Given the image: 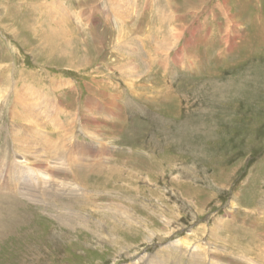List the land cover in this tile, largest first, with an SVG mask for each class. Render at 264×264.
Segmentation results:
<instances>
[{
    "label": "rangeland",
    "instance_id": "rangeland-1",
    "mask_svg": "<svg viewBox=\"0 0 264 264\" xmlns=\"http://www.w3.org/2000/svg\"><path fill=\"white\" fill-rule=\"evenodd\" d=\"M53 115L103 163L2 185L0 264H264V0H0V182Z\"/></svg>",
    "mask_w": 264,
    "mask_h": 264
},
{
    "label": "bare ground",
    "instance_id": "bare-ground-1",
    "mask_svg": "<svg viewBox=\"0 0 264 264\" xmlns=\"http://www.w3.org/2000/svg\"><path fill=\"white\" fill-rule=\"evenodd\" d=\"M128 2V1H127ZM46 4V3H44ZM51 4H53L51 2ZM48 5V4H47ZM40 6V5H39ZM31 7V6H30ZM56 8H59V6H57ZM39 9V8H38ZM47 9V8H45ZM19 11V10H18ZM57 12V11H56ZM114 12L117 13L118 17L124 16V14H122L121 10H119L117 7H115ZM116 16V15H115ZM55 17V16H54ZM168 19V18H167ZM31 20V19H30ZM60 21H62L61 19L59 20V22L56 23V25H58L59 27H61L60 29H65V33H67L68 35V30L66 29V24L67 22L64 24H62ZM64 21V20H63ZM36 23V22H35ZM64 25V27H63ZM31 26V31L33 30L36 35L41 37V40L44 42L46 41V33H44L45 31H43L42 29H39V31L37 30V28L35 27L33 29V26ZM171 27V26H170ZM30 28V27H29ZM62 29V31H63ZM158 29V28H157ZM42 30V31H40ZM161 30V29H160ZM170 30V28H169ZM174 30V29H173ZM30 31V30H29ZM158 31V30H157ZM153 35H156V33H154V31L152 30ZM168 32V31H167ZM168 34V36H170V31ZM172 35V34H171ZM151 36V37H152ZM168 38V37H167ZM69 39V38H68ZM80 39V38H79ZM70 40V39H69ZM155 41V40H154ZM163 41V40H162ZM57 43V41H56ZM70 41H66L65 43H63V46L67 47L70 45L69 44ZM166 43V42H163ZM61 43H59L58 45H60ZM41 45V44H40ZM38 47V46H37ZM41 48V47H40ZM63 47H60L59 49L61 50ZM73 61H71L70 63H72ZM20 78V77H19ZM4 79V78H3ZM4 81V80H2ZM124 83V82H123ZM58 84V83H57ZM30 87L27 88L28 92H32V98L36 99L38 101V98H46L47 97V93L46 92H40L39 90H37L36 88H34L33 86L29 85ZM56 86V85H54ZM36 91V92H35ZM39 92V93H38ZM35 102V101H34ZM55 102V101H54ZM51 104V103H50ZM27 111L32 110V108H30V104H28V106L26 107ZM33 111H36L35 109H33ZM64 111V110H63ZM42 112H44L46 115H48V113L45 110H41L39 111L38 117L42 116ZM67 110H65V112H63L62 116L67 117L68 114H66ZM93 112V111H92ZM74 115L70 116L69 118H72ZM96 118V117H95ZM58 117L56 116L55 119V115L52 116V121H53V125L51 126V132L48 136V134H45V137H41L40 133H34L31 134V137H29V142H30V146L29 145H23L19 142H17L14 138H13V134H11L10 136H12L11 140H12V146L16 145L15 149L16 150H20L22 151V157L20 156L19 159H12L11 162L12 165L11 167L7 170V168H2L3 170H7V173L2 176V179L4 177V180H6V176L8 174V172L13 173L14 175H16L15 177H12L15 180H18L20 178L18 177H23V174H27L29 176V178L25 177V180L21 183V184H16V183H10L7 185L9 181H5L0 182V187L2 185H4L6 182V186H10V191L16 190L18 192H21L23 195H27L29 194L30 196L32 195V193L39 188L40 190L45 187L47 188L45 191H43L40 195H49V189H52V193L55 192H60V188L62 186L67 187L65 184H60L59 182H56L55 184L52 181H50V179L47 177L45 178V176H48V172L49 175L51 176H55L57 173H59V170H63L65 173H67L68 171H65V167H64V161H68V165H69V172L72 173L73 178L74 179H79L78 176V172L77 170L82 169L81 167H84V169L86 170V172H97L100 170V165L103 163L98 162L96 156L97 151H99L98 146L95 142L91 141V142H85V141H81L80 139H77L76 136H74V133L71 135L72 137H74V141L73 143L70 145V154L68 157V160H64L63 156H62V152L64 149H66V147L72 142L71 141V136H67L66 134L62 133V129L59 126L58 123ZM74 120V119H73ZM93 121V120H92ZM67 122V121H66ZM66 122H64L63 124H66ZM95 123V121L93 122ZM80 124V123H79ZM76 126H78V124L75 125L74 127V132L76 131ZM84 127V126H83ZM86 129V128H85ZM88 131V130H87ZM2 134V133H1ZM88 134V133H87ZM51 135V136H50ZM97 137V136H95ZM101 137V135H100ZM99 137V138H100ZM10 139V138H9ZM43 140L41 142H38L39 140ZM99 140V139H98ZM101 141V140H100ZM11 143V142H10ZM100 143V142H99ZM98 143V144H99ZM107 143V142H106ZM103 145V144H102ZM14 146H13V151L16 152L14 150ZM95 146V147H94ZM104 148V146H102ZM110 147V146H109ZM103 148H101L103 150ZM106 148V147H105ZM114 148V147H113ZM98 149V150H97ZM69 150V147H68ZM67 150V151H68ZM97 150V151H96ZM66 151V152H67ZM69 152V151H68ZM100 152V151H99ZM64 153V152H63ZM32 154L33 158H32V162L35 163H31V159L29 157H26L27 155ZM109 155V154H108ZM98 156V155H97ZM103 156V155H102ZM108 157V156H107ZM102 158V157H101ZM105 159V160H104ZM103 160L106 161V157ZM20 161V162H19ZM18 162V163H17ZM108 162V161H107ZM10 163V162H9ZM31 165L33 167V169L29 170L28 173L26 172H19V170H16V167H25L27 165ZM34 164V166L32 165ZM0 165L2 166V163H0ZM41 166V168H39V166ZM105 165V164H104ZM0 166V167H1ZM8 166V165H7ZM66 166V165H65ZM3 167V166H2ZM63 168V169H61ZM106 168V167H105ZM25 170V169H24ZM105 170V169H104ZM1 172V171H0ZM63 174V172H61ZM86 174V173H85ZM92 174V173H91ZM61 175V174H60ZM71 175V174H70ZM71 177V176H70ZM24 179V177L22 178ZM87 182V181H86ZM77 183V182H76ZM78 184V183H77ZM84 185V184H83ZM75 186V185H74ZM9 188V187H7ZM63 188V187H62ZM72 188V187H71ZM66 189V188H64ZM5 187L0 188V193L5 192ZM58 192V193H59ZM61 193V192H60ZM39 195V196H40ZM58 196V195H57ZM79 197V196H78ZM88 197V196H87ZM81 200V199H80ZM89 200V199H88ZM38 201V199L36 200ZM86 203V202H85ZM84 203V204H85ZM74 206V205H73ZM66 207V206H65ZM70 207V206H69ZM68 208V207H67ZM77 208V207H75ZM119 209V208H117ZM123 210V209H121ZM104 211V210H103ZM124 211V210H123ZM120 212V211H119ZM66 216L64 217V220L62 219V222H66L67 224L70 223V221L73 220H77L78 218H82V216H80V214L78 212H70L68 210H65ZM120 214L122 215V211L120 212ZM89 215V214H88ZM62 218V217H61ZM60 218V221H61ZM93 220V219H92ZM69 221V223H68ZM74 223V222H73ZM71 224V223H70ZM106 235V234H105ZM112 238V237H111ZM109 240L112 239L109 238ZM264 250V249H263ZM259 251H261L259 249ZM262 252V251H261ZM263 258V257H262Z\"/></svg>",
    "mask_w": 264,
    "mask_h": 264
}]
</instances>
